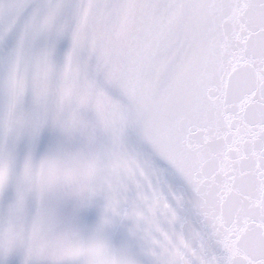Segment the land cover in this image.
Listing matches in <instances>:
<instances>
[{"label":"snow or ice","instance_id":"snow-or-ice-1","mask_svg":"<svg viewBox=\"0 0 264 264\" xmlns=\"http://www.w3.org/2000/svg\"><path fill=\"white\" fill-rule=\"evenodd\" d=\"M0 264H264V0H0Z\"/></svg>","mask_w":264,"mask_h":264}]
</instances>
